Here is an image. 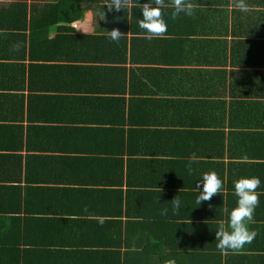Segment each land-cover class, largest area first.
<instances>
[{
    "label": "crops",
    "instance_id": "0c3cea01",
    "mask_svg": "<svg viewBox=\"0 0 264 264\" xmlns=\"http://www.w3.org/2000/svg\"><path fill=\"white\" fill-rule=\"evenodd\" d=\"M192 2L195 5L194 14L186 18L182 15L178 19L182 21L195 19L198 23H195L194 27L200 26L203 19L207 20V18L211 24H217L220 3L228 5L223 9L226 10L224 18L230 31L232 24L240 19L233 14V11L240 10L235 7V0H192ZM245 2H248L247 11L252 10L251 0H245ZM2 4H6V0H0V5ZM83 4L84 17L71 24H63V27L73 30L71 33L65 28L60 31L61 24L49 30L48 39L53 43L57 36L62 35L59 42H63L64 46L57 43L51 45L48 51L40 49L37 56L47 59L35 62L41 66L67 68L66 74L71 77L69 81L67 80V85H62V78L57 79L58 77L52 75L42 76L39 69H34L32 75L36 88L30 89L28 71H26L25 85L18 92L26 99L24 120L7 126L11 128H6L5 124L6 97H3L0 103L2 106L0 123H3L0 124V264H104L101 250L105 249L107 243L113 241L116 231L121 234L122 242L120 248H115L118 250H115L117 253L114 264H177L175 259H172L174 255L178 257L180 264H202L201 261L204 260H208L207 264H217L216 228L212 226L202 227V224L193 221L182 230L172 231L169 225L166 229L165 220H132L127 230L116 226L113 235L112 230L105 227L103 223L105 220H99L100 218L71 223L69 215L60 216L48 212L53 206L67 211L73 210L74 207L80 209L79 201H72L67 197L73 195L74 191L89 189L88 186L70 183L79 180L80 176L78 172L72 170V165H78L83 158H86L74 154L71 150L82 147L88 140L84 138L87 126L72 122L75 118V109L70 107L69 100L73 95H91L92 91L89 90H95L96 87L93 85L89 87L86 80L92 74L90 68L98 67L100 64L87 62L83 57L84 51L78 50V46H68V43L79 42L71 39L72 35L101 36L105 33L102 19L96 8L92 7L94 5L91 6L86 0ZM260 10L264 11V8ZM168 11H172L170 6L165 9L168 30L164 37L150 40L145 34L134 36L146 47L137 51H144V57L148 61L137 64L128 63L125 66L131 78L130 86L133 90V93H127L125 98L132 99L136 107H139L135 114L153 118L161 116L164 122L170 123V126H146L143 128L146 130L135 129L138 133L133 136L132 141L136 136L139 141L132 142L133 151L138 152L140 147L146 152H155L156 156H133L135 157L133 159H154L168 163L166 166L169 165L168 168L171 169L170 180L181 186L174 191H180L182 188L184 191H192L187 187L194 189L195 192H188L194 198L192 209L201 210V204L198 205L195 200L197 199L195 189L199 191L197 181L204 173L215 171L211 168L207 170L209 167L201 163L215 162L213 159L204 158L203 154L206 152L209 155L216 154V133H223L226 136V146H230L229 137H235L232 141L238 143L239 134L245 133L247 136L245 146L257 148L252 154L250 151L247 152L251 159L247 157L243 160L239 159L238 163H258L259 166H264V87L256 96L247 92L244 93V98H240L238 92L235 98L230 96L231 85L238 82L244 83V77L237 76L239 72L248 73L258 69L262 74L259 78L262 80L259 81H264V54L255 68L247 65L234 67L228 59L226 80L212 73L204 74L203 71L209 69L207 68L209 66L203 63L201 56L199 54H195L193 58L189 54L186 56V50L190 49V44L174 45L176 50L171 51L176 52L168 56L164 63H157L151 57V53L156 55L158 51L165 50L161 41L173 36L183 40L186 37L199 39L193 31L187 32L181 29L191 28L185 23L183 26L180 24L177 30H171V12ZM254 21L256 22V19ZM174 24L176 25L177 22L174 21ZM249 26L251 29L257 28L254 31L264 33V19L258 24L245 22L239 31L246 32ZM138 30L143 31L140 28ZM131 36L128 34L127 39ZM79 44L82 45L81 42ZM62 47L66 49L60 50L59 48ZM201 47L209 48L203 45ZM3 50L5 51L6 48ZM0 56H3L0 58V95H6V86L13 87L14 81L9 80L6 71L1 69L8 63L3 51ZM192 59L194 60L191 63L187 62ZM206 59L207 55L203 60ZM24 64L28 65L29 61ZM131 69L135 71L134 75L133 72L130 73ZM172 69L177 73L172 75L171 79L160 72L161 70L172 71ZM140 70L144 71L141 75ZM245 78L249 79L248 76ZM153 83L161 85L159 90L150 86ZM35 84H32L31 79L30 86ZM146 84L150 88H144L143 85ZM82 89L85 90L82 91ZM244 90L240 91L244 92ZM8 94L11 95L12 92ZM136 100L148 102L147 105L139 104L138 106ZM238 100L257 101L256 108L248 109L252 110L250 115L258 120L257 128L252 127L256 118L247 121L234 118L238 114H247L248 111L239 112L236 107H232V101ZM149 101L155 103L150 109L148 107L143 109L142 106H148ZM224 103L225 106H223ZM8 114L12 116L13 112ZM28 118L35 121L29 123ZM38 118L42 120H36ZM171 123L175 125L172 127ZM16 126L22 127L23 131L15 129ZM28 127H31L29 133ZM142 131H148L145 133L147 135L145 142L140 140V137L144 136V132L140 133ZM149 131L157 137L156 140H153L154 135L148 134ZM189 133L194 134L193 138L189 137ZM20 144H22V150H17ZM193 154H196L199 159L192 161L190 158ZM16 156L20 157L15 158ZM77 158L80 159L77 160ZM98 162L101 164L102 161ZM262 172L264 171L260 167V174ZM81 174L85 178L90 176L88 179H92L98 176V170L88 169ZM93 190V188L90 189V191ZM108 199L115 200L113 197L111 199L99 197L98 203L93 205L94 208L87 207L85 212L90 217L93 212L97 214L105 212L104 201ZM82 202L85 206L87 205V201L82 199ZM96 205L97 208H95ZM260 210L262 209L259 208ZM133 211L159 212L155 209L149 211L141 205H134ZM258 216L262 218L264 214L259 212ZM201 223L204 224V222ZM157 244H161V247L155 246ZM169 245H175L180 253H173ZM204 248L210 249V253H205ZM85 261L88 263H84Z\"/></svg>",
    "mask_w": 264,
    "mask_h": 264
},
{
    "label": "trees",
    "instance_id": "16d2710c",
    "mask_svg": "<svg viewBox=\"0 0 264 264\" xmlns=\"http://www.w3.org/2000/svg\"><path fill=\"white\" fill-rule=\"evenodd\" d=\"M84 1L9 0L6 4L0 5V53L3 51L4 58L8 62L6 63V67L1 69L2 71H6V76L9 80L14 81V84L12 83L13 87L6 86V95H0V103L3 97H6V128H11L7 126L23 122L24 120V102H26V99L24 96L19 95L18 92L25 85L26 71H28L27 77L29 78L30 89L36 88L32 75L34 69H39L42 76L52 75L58 77L57 79L62 78L63 86H66L67 80L69 81L71 79L70 75L66 74L67 68L41 66L35 62L47 59L46 57L37 56V52L40 49L48 51L51 45L57 43L64 46L63 42H59L62 35L57 36L53 40V43L48 39L49 30L61 24L59 28L61 31V29L65 28L63 24H71L81 20L85 12ZM86 1L91 6L94 5L92 7L96 8L99 13L98 15L102 19L105 35H72L70 38L76 39L79 42H76V44L68 43V46H78V50L84 51L83 57L87 62L100 64L98 67L94 66L90 68L92 74L86 80L89 87H92L91 85L96 87L95 90L88 89L92 91L91 95H73L71 96V100H69L71 101L70 107L75 109V118L72 122L73 124L80 123L87 126L85 130L87 133L84 138L88 140L82 147H75L71 150L74 154L85 156L86 158H83L80 164L72 165V170L78 172L80 176L78 178L79 180L70 183L78 186H88L89 189L74 191L73 195L67 197L68 199H72V201H79L81 205L80 209L74 207L73 210L67 211L53 206L48 212L60 216L65 214L69 215L71 216V219H69L72 220L70 221L71 223L90 220L95 217H97L95 219L100 218L99 220H105L103 222L105 227H109L113 235V230H115L116 226L122 230H127L128 225L132 224V220L150 219L165 220L167 222L165 224L166 229L169 225L172 231L182 230L183 227H186L193 221L202 224V227L212 226L217 230V222L220 220L227 221L228 214L236 206L237 198L234 195V183L242 177H259L261 187L257 191L260 193V204L255 210L254 222L249 225L250 230L256 233V237L250 244H246L239 251L223 253L217 248V264H264V239H262L264 238L262 237L264 236V217L262 216L261 218L258 216L259 212L264 214V195H262V191H264V172L260 174V167L264 171V166H259L258 163H238L239 159L243 160L246 157L251 159V156L247 152L250 151V154H252L257 147L245 146V139L247 137L245 133H243L244 135L239 134L237 137L238 143H236L237 141L233 143L232 140L235 137L228 136L230 146H226V136L223 133H216V154L209 155L207 152L203 154L204 158L213 159L215 162L209 163L205 161L201 164L209 167L207 170L210 168L215 170L220 178L223 179L225 190L220 194L221 196L215 195L211 200L202 202L201 210L192 209L194 208V198L188 192H195L193 191L194 189L187 187L192 191L181 190L180 193L179 191H174L180 189L181 186H178L177 182L170 180L171 169L168 168L169 165L168 167L166 166L168 163L154 159L134 160L133 158L135 157L133 156H156L155 152H146L140 147L138 148V152L133 151L132 142L137 143L139 141L137 136L132 141L133 136L138 133L135 129L140 128L139 130H141V128H146V126H170V123L164 122L161 116L153 118L151 116L136 115L135 112H138L137 109L139 107H136L135 101H132V99L125 98L127 93H133L130 86L131 78L125 66L128 63L137 64L148 61L144 57V51H137L138 49H144L146 47L134 38L138 34H144L143 31L138 30V20L140 18L139 6H143L148 0H137L139 6L135 4L134 0H130L125 5L124 11L110 10L113 7L111 0ZM246 3L248 5V2ZM251 5L253 6L252 10L246 12L241 10L233 11L235 17H239L240 19L235 24H232L231 31L224 18L226 10L223 8L228 6L227 3H220L219 5V12L217 11L219 13V22L217 24H211L207 18L208 21L203 19L200 26L194 27V24L198 23L195 19L190 18L189 21H182L178 18L175 20L172 19L170 22V24L172 23L171 30H177L180 24L183 26V23H185L191 28L181 29L187 32L193 31L199 39L186 37L183 40L175 36L173 37L176 39L169 37V39L160 42L165 50L158 51L156 55L151 53V57L157 63H164L168 56L170 57L176 52L171 51L176 50L173 46L180 43L190 44L191 46L190 49L186 50V56L188 54L191 58L195 54L201 56L203 63L209 66L207 67L209 69L203 71L206 75L212 73L226 80V75L228 74L227 67L229 66L228 59H230V63L234 67H241L242 65L253 66L252 68L257 67L264 54V33L254 31L257 28L254 27L251 29V26H249L246 32H240V28L243 27V23L245 22L258 24L264 19V11L260 10L264 8V0H251ZM255 19L256 22L254 21ZM174 21L177 22L176 25ZM65 29L66 31L70 30V33L73 31L70 28ZM114 29L119 30L123 35L118 42H113L109 38L108 32ZM128 34L132 35L129 39H127ZM180 40L183 42H179ZM80 42L82 45L79 44ZM202 45L209 46V48L201 47ZM5 48L6 50L4 51L3 49ZM59 49L65 50L66 48L62 47ZM229 51L230 56H228ZM206 55L207 59L204 61L203 58ZM0 58H3V56H0ZM168 60L173 59L168 58ZM193 60L187 62L191 63ZM26 61H29L28 65L24 64ZM132 72L131 69L130 73ZM139 72L141 75L144 71L140 70ZM160 72L167 75L170 79L172 75H176L177 73L173 69L172 71L161 70ZM260 72L258 69L248 73L239 72L237 76H243L244 83L238 82V84L231 85V98H235L237 92L240 93V98H244V93L246 92L256 96L259 90L264 87V81H259L262 80L259 79L262 76ZM134 73L135 71L132 74L134 75ZM233 74L235 73L233 72ZM247 76L249 79L245 78ZM31 79L32 84L35 85L30 86ZM143 86H145L144 88H150L147 84ZM150 86L155 90H159L161 85L159 83H153ZM242 89H245L244 92H241ZM84 90L82 89V91ZM8 92H12V94L9 95ZM93 94L97 95V97H94ZM136 102L139 106V104L147 105L146 103L148 101L136 100ZM153 103L155 102L149 101L148 106H142V108L146 109L148 107L150 109ZM10 104L12 106H9ZM231 105L233 108L236 107L239 112H246L248 109L256 108L257 101L238 100L236 102L232 101ZM223 106H225V103ZM1 107L0 105V109ZM12 112V116H9L8 113ZM246 113L238 114L234 118L239 121L256 118L250 115L252 110H248ZM36 120L42 119L38 118ZM34 121L35 119L29 120L28 118L29 123H33ZM68 122L72 123L70 120ZM253 123V128L259 126L257 118ZM173 125L175 124L171 123L172 127ZM14 128L23 131L22 127L16 126ZM30 129L31 127L27 128L28 133ZM143 132L144 136L140 137V140L145 142L147 136L145 133L148 131H142L140 133ZM148 134L154 135L150 131ZM188 135L193 138L194 134L189 133ZM156 139L157 137L154 135L153 140ZM21 145L17 147V150H22ZM19 157L16 156L15 158ZM79 159L77 158V160ZM98 161H102L101 164ZM88 169H93V171L98 170V176L96 178L92 177V179H88L90 176L88 178L83 177L81 172L87 171ZM173 182L175 183L173 184ZM91 188L94 190L90 191ZM166 189L172 191H163ZM178 194L184 207L179 215H174L170 202ZM99 197L103 199H111L113 197L115 200L111 201L108 199L104 201L106 205L105 212L101 214L93 212L90 214V217L85 210L87 207L94 208L93 205L98 203ZM82 199L87 201L86 206L83 204ZM134 205H141L149 211L155 209L159 212H135L133 211ZM95 208H97V205ZM225 208L228 212H225ZM259 208L262 210L259 211ZM165 209H167V212H165ZM201 222H204V224ZM112 240L105 245V249L101 250L102 258L105 260L103 261L104 264H114V258L117 253L115 250H118L115 248L121 247V234L116 231L115 238ZM155 246L160 248L161 244ZM169 247L173 253H180L175 245H169ZM203 251L210 253V249L207 248H204ZM172 259H175L176 263L180 264L176 255ZM207 261L204 260L201 262L202 264H207ZM84 263L88 262L85 261Z\"/></svg>",
    "mask_w": 264,
    "mask_h": 264
},
{
    "label": "clouds",
    "instance_id": "9594fccd",
    "mask_svg": "<svg viewBox=\"0 0 264 264\" xmlns=\"http://www.w3.org/2000/svg\"><path fill=\"white\" fill-rule=\"evenodd\" d=\"M111 2L113 7L110 10L124 11L125 5L130 0H111ZM134 2L138 5L137 0ZM169 6L172 8L170 18L173 20L182 15L191 17L195 12V5L192 0H171V4H169V0H148L143 6H139L140 18L138 20V26L143 30L146 38L151 40L165 36L168 30L165 9ZM235 7L245 12L248 10L245 0H235ZM108 33L113 42H118L123 36L116 29ZM190 159L196 161L199 157L193 154ZM260 187L261 180L259 177H242L234 183V195L237 198L236 207L228 214L227 221L220 220L217 222L218 227L215 231V241L221 252L239 251L256 237V233L250 230L249 225L254 222V213L260 204V193L257 191ZM197 188L199 192L197 189L195 190L198 205L211 200L213 196L220 195L225 190L223 179L215 171L204 173L197 181ZM170 204L174 215H179L184 207L179 194L172 199ZM224 210L228 212L226 208Z\"/></svg>",
    "mask_w": 264,
    "mask_h": 264
},
{
    "label": "flooded vegetation",
    "instance_id": "af4514ba",
    "mask_svg": "<svg viewBox=\"0 0 264 264\" xmlns=\"http://www.w3.org/2000/svg\"><path fill=\"white\" fill-rule=\"evenodd\" d=\"M9 1V0H6V2Z\"/></svg>",
    "mask_w": 264,
    "mask_h": 264
}]
</instances>
